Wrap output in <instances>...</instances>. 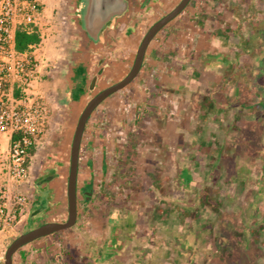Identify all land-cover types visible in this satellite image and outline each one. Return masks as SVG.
Masks as SVG:
<instances>
[{
	"label": "crops",
	"instance_id": "1",
	"mask_svg": "<svg viewBox=\"0 0 264 264\" xmlns=\"http://www.w3.org/2000/svg\"><path fill=\"white\" fill-rule=\"evenodd\" d=\"M47 2L48 0H46V6ZM191 2L192 0L190 3ZM194 6L195 8H199L197 11L200 12V17L205 23V26L201 29L202 33H200L201 36L199 37L198 46H201L204 49L206 48L205 46L208 45L212 51V53L209 54L210 58H212L210 60L213 61H210L209 63L206 58L205 70L203 72L194 71L192 75L201 76L203 73L213 72L212 77L215 79V85L220 84V87H214L213 85L207 86V82H205V86L201 87H198L199 85L188 86L186 80L190 79L188 76L191 74H186L184 70L177 68H171L166 71L161 69L157 79H155V85L151 91H145L142 87L137 89L136 92L139 94V102L130 103L127 100L123 101L122 97L119 95L121 93H118L114 99L119 102L113 107V110L109 108L101 109V105H98L88 118L82 135L77 178L80 177V170L82 169V152L84 149L87 154L86 158L88 164H90L87 167L89 172L92 171L93 175H102L106 172V169H103L106 164V155L110 157L108 151L111 149L116 151L122 141H125L130 133L136 129L134 127L141 126V123H144V120L142 119V110L147 111L151 107L146 104L148 103L147 100H145L144 106L140 105V102H142L141 100L145 99V94L148 93L146 96H150L149 99L154 100V106H152V108L159 111V108L156 106L163 107V105H160V100L164 98L165 94H168L170 89H174L175 82H178L176 81L177 79L186 76L188 79H185L181 86L176 89L180 90L178 92L190 95L189 97L195 102L197 105L198 121L194 124L195 128L192 129L193 133L191 131L192 135L194 134L193 137L188 139V141L184 140V143L182 144L188 147H195L198 145L199 147L205 148V151H207V146H214L213 150L208 153L209 155H207V152H204L206 157L208 156L212 158V161L208 166L207 161H204V168H208L207 172L210 174L213 173L212 170L217 173L214 188L220 191L214 195L213 204L211 203L215 210L214 215H209L212 214L210 211L211 209L207 208V206H211L210 203H208L210 200L208 199L207 201V198H209L207 190L211 189V183L205 182V185H200L201 190L198 193V204L196 205L199 209L197 211L199 214L198 217H191L190 214L186 213L187 209L188 212L192 211L190 202H182L183 206H185L183 217H188L185 232L191 230L189 232L192 233L194 236L193 238L198 240V242H194L197 251L195 253L188 252V248L190 247L185 241H183L182 245L185 246V250L188 254L205 253L210 254V256L212 254V247L215 248L217 246L220 252L216 256L213 254V259L209 258V264H225L227 263V258H229L233 252L239 254H251L252 260L248 261L251 264H264V117H261L263 126L260 129H253L251 131L249 129V124L252 122L251 119L254 118L251 116L253 115V112L259 111L258 108L253 110L250 105L244 106V104L240 103H234L232 106H227L225 100H223L221 104L213 96L214 92L222 90V96L224 98L235 95L234 87H226L227 84L222 83L224 77H226L225 74L227 76L231 75L232 79H236L234 76L235 72L219 70L217 66L220 62L223 63L225 59V61H229L233 64L234 62L236 63L240 56L244 55H246V58L249 57L250 60L256 58V55L254 54L256 51L255 47L252 48L253 50L250 49V40L245 41L247 45H244L241 40V42L236 44V47L233 49H227L229 46L227 39H229L231 35H229V28L226 24L220 23L221 20L219 19H221L224 13H231L232 27L230 25V29L235 30L238 29L240 23L238 22V19L241 14L244 12H246L247 15L259 14L260 17H255V19L253 17L252 19H246V22H249V20L251 22L256 20L252 23V27L254 26L255 29H258L261 24H264V0H197V2L194 1L193 8ZM138 7L137 3L133 2L131 12L128 14L126 13L118 23L117 27L110 32L108 36L109 46L114 43L113 40H120L126 43V34L129 33V30H127L126 27L133 29L135 25L137 26L136 23H132V20H130L132 14L137 15V21L141 22L143 20L142 23L145 25V20L149 18L145 17V15H150L151 11L154 9L164 7V2L163 0H152V3L148 4L144 9L141 10ZM212 13H214V16H212L214 22L210 24V21L206 18ZM202 21H199V23H203ZM140 26L141 25H139V27ZM252 27L250 31H256L254 28V30H252ZM62 42L63 43L58 44L60 46H64L65 44L66 47L65 39H63ZM103 48L105 49V46L101 49ZM203 52L207 53L208 51L205 49ZM43 53L45 54V52ZM46 55L48 60L51 62L54 61L55 67L49 73L50 75L48 77H46V74L44 75L45 80L40 84L39 91L44 96V99L51 110V115L46 134L41 140V146L45 150L41 152L42 155H40L41 153L39 154L40 151L38 150V147L35 149V153L30 161V168L32 167V172H30L31 174L35 172L37 175L41 168H43L42 171H44L45 174L47 173V170L55 173L53 178L49 177L46 180L47 182L43 184L48 187H44L43 191L49 190L50 195L57 186L60 187L65 175L64 170L67 164V148L69 146L70 131L73 126L72 122L86 95L84 97L82 95L76 100L71 99L70 96H72V89L68 88L69 84L64 83L66 76L63 74L64 69L67 66L65 65L67 57L61 56L58 51H56V54L53 52L52 55L51 53H47ZM55 59L57 60L56 62ZM252 63L254 62L252 61L251 64ZM207 65H209V67ZM77 67L81 69V72ZM251 71H254L253 68L245 71L242 70L240 74H247V72ZM137 75L135 78H137ZM72 76L75 79V82H78L77 78L80 76H82L84 81L87 78L83 65L79 61L78 64L74 66ZM135 78L133 80H136ZM74 81L73 85L75 84ZM84 93L90 94L87 90H84ZM167 98H170L169 94L167 95ZM173 98L174 97H172L173 101H171V108L174 103ZM88 99L89 98L85 99V102ZM236 102L238 101L236 100ZM138 103L140 104L138 105ZM158 114L159 112H156L154 115L155 120L150 119V121L147 120V122L151 125V133L160 138L158 128L156 127V120L159 118ZM125 116L127 117L126 120ZM163 120L165 122L163 127L168 134L162 135L160 142L163 139L162 145L166 144L167 149H169L170 142L173 145V148L170 145L173 152L177 147H174V145H176L177 136L180 137V132L178 133V131H180L178 123L171 117H167ZM209 122L214 123H212L213 125L209 124L212 125V127L207 124ZM222 123L223 127L221 126ZM249 133H253V145L258 143L257 151H259V155L256 153V148L249 144ZM109 134H111V140L108 137ZM85 139L86 142L84 144L83 141ZM222 144H224V147H222ZM248 144L250 146H247ZM124 146L126 147V145ZM225 155H227L230 160L231 172L229 169H223L224 165H222L220 161V157L222 158V156ZM140 156L144 158H152L155 156L159 157V154L156 155L149 149L141 152ZM256 156L258 157L257 159H261V164L258 169H255L253 165ZM38 163L39 165H37ZM188 167L189 166L187 165L182 166L179 170V173L183 175L182 178L184 180L187 179L189 175ZM146 170L147 171L144 173L150 177L149 184L145 183V185L141 184L140 188L137 187V190L145 191L141 200L144 202L146 198L147 200L150 198L151 201L149 205L151 206V210L153 207V210H150L151 217H160V213L163 214L164 210H166L168 214L171 213L169 208H163V206H167L164 201L169 202V200L172 201V199H170V195L169 197L168 195L161 196L158 193L159 183L154 179L155 176H153V170L155 171V168L149 167ZM227 171L230 173V181H225L226 177H228L226 174ZM255 171L258 173L260 172V178L257 180L254 177V174L256 173ZM204 172L206 171H203V173ZM164 173L165 171L159 173L160 177ZM157 174L156 177L160 178ZM223 175H225L224 179ZM217 181L220 186L224 184V182H227L225 184L230 185L228 188L232 189L234 193H228L225 190L222 191L221 188H218ZM90 182V179L87 180L84 186L91 191V197L88 201L89 203L92 202L89 207L92 212V217H87V222L91 224L89 225L90 228H88V226L85 232L78 233L77 237L79 239V244H77L76 241L69 239V244H62V246L56 247L55 244H52L54 238L53 235L50 237H42L20 247L13 254V264H144L141 256L144 249L136 245L133 246L131 240H133L132 235H134V232L139 230L140 223L142 224V221L139 223V221L136 220V217H141L142 211L140 207L141 205H148V203H143L136 194H133L132 201H128L130 194L127 193L125 194L124 200L128 201L125 202V206H131L132 213L130 215L128 214L129 211L127 212L126 209L123 213L118 212V209L117 212H113L110 209V212L107 215L98 217L96 214L97 207L95 206L97 199L99 198H96V195L98 193L97 191L103 190L106 184L100 182L99 184L91 185ZM49 183L53 185L51 189L49 188ZM161 186L164 185L161 184ZM82 189H84V187H82ZM47 192L48 191H46V193ZM50 198L51 201L49 200V205V202L43 203V199H41L40 196L31 194L29 197L30 203L28 207L25 208L26 212L23 216H19L11 236L14 232L21 233V231H26L24 229L29 226L30 223L40 221V218H44L45 221H57L55 218L44 217V213L46 214L50 208L53 209L56 203H62V201H53L52 195ZM40 201L42 203L39 204ZM193 202L195 203V201ZM230 202H232L233 205ZM169 205H171V208L174 206V204L171 203ZM259 205L262 206L259 207ZM238 206L241 207V210L237 208ZM160 207L162 208L160 209ZM137 209H139V211ZM235 214L238 217H232V215ZM114 217L123 218L121 221H124L125 225H122L121 222ZM78 218L79 217H77L76 225L79 224ZM146 227L148 226L146 225ZM213 229L214 234L211 233L213 232ZM147 231L149 232L148 235H152L153 232H157V228L155 229V227L150 224V228L147 230L145 229V232ZM83 234H86V236ZM39 240L43 242V244L41 243L42 245H36L37 242H40ZM228 255L230 256L227 257ZM153 259L152 256V260ZM193 260L194 259H189L187 264H194ZM248 262L246 264H249ZM207 263L205 262V264Z\"/></svg>",
	"mask_w": 264,
	"mask_h": 264
},
{
	"label": "rangeland",
	"instance_id": "2",
	"mask_svg": "<svg viewBox=\"0 0 264 264\" xmlns=\"http://www.w3.org/2000/svg\"><path fill=\"white\" fill-rule=\"evenodd\" d=\"M59 1L64 2L65 0H48L47 2V25L46 28H44V36H41L39 31H37V27H35L36 32L34 34L38 36L39 40L34 43L38 44L40 42L38 50L41 52H45V57L47 56V53H51L52 55V53L55 52L56 54V51H58L61 56L66 57L69 49L68 38L70 37L71 32L63 23V15L61 14V10L57 6ZM77 1L79 4L80 2H82V0ZM194 1L197 2V0H192L191 3L189 2L188 6L182 10L178 17L164 26L150 42L143 59L142 68L139 71L140 73H138L137 78H135L136 80L131 81L124 88L118 90L120 92H115L117 94L114 93L103 100V102L99 104L101 105V109L109 108L113 110V107H115L119 102L118 100L114 99V97H116L118 93H121L119 95L122 97L123 101L127 100L130 103L139 102V94L136 92L137 89L142 87L145 91H151V89L155 85V79H157L161 69L166 71L170 70L171 68H177L184 70L186 74H191L190 76H188V78L190 79L186 80V84L188 86L199 85L198 87H201L205 86V82H207V86L213 85L214 87H220V84L215 85V79L214 77H212L213 72L203 73V77L202 75H192L194 71L203 72L205 70L204 68L206 67V58L207 62L209 63L210 61H213L210 60L212 58H210L209 56V54L212 53L211 48L208 45H206V48L204 49L203 47L198 46L199 37L201 36L200 33H202L201 29L205 26V23L203 22L204 20L202 21V18L200 17V12L197 11L199 10V8H195V6L193 8ZM163 2L164 7L151 11L149 18L145 20V25L141 26V32H144L154 19L161 16L166 10L171 9L178 2V0H163ZM212 16H214V13L210 14V16L206 18L210 21V24L214 22V18ZM231 17V13H224L221 19H219L221 20L220 23H225L229 28L228 32L229 35H231L229 39H227V43L229 45L227 49H233L234 47H236V44L241 42V40L244 45H247L245 41L250 40V49L255 47L256 51L254 54L256 55V58L250 60L249 57L246 58V55H244L240 56L236 63L234 62L233 64L229 61H225V59L223 63L220 62L217 66L219 70H229L231 72H235L234 76L236 79H232L231 75L227 76L225 74L226 77H224V80L222 81V83L227 84L226 87H234L235 95H233L232 97L228 96L224 98L222 96V90L214 92L213 96L221 104L222 101L225 100V104H227V106H232L234 103H240L244 104V106L250 105L253 110L255 108H258V112H253V115L251 117L254 118L251 119L252 122L249 124V129L251 131L253 129L257 130L263 126L261 117H264V24H261L258 29H255L254 26L252 27V23H254L256 20L253 22H251L250 20L249 22L246 21L248 19H252V17L254 19L255 17H260V15H247L246 12H244L239 16L238 22L240 23L238 25V29L233 30L230 29L232 27ZM199 21H202L203 23H199ZM251 27L252 30L255 29L256 31H250ZM63 39H65L66 47L65 44L64 46H60L58 44L63 43ZM113 41L114 43L111 46L105 47V49L103 48L100 50V52L102 53L101 56H104V58L110 60V62H112V66L110 65V67L106 69L107 73L104 74L100 79L96 91L101 90L103 87H106L110 83L117 81L124 76V74L128 70L127 66H130V63L134 57V52L137 49L136 42L133 44H126L119 40ZM205 49L208 51L207 53L203 52V50ZM45 50L47 51V53ZM56 61L57 60L55 59V62ZM252 61L254 63L251 64ZM52 63H54V61ZM207 66L209 67V65ZM77 68L81 72V69L79 67ZM250 68H253L254 71L247 72V74H240L242 70L245 71ZM188 78L184 76L176 80L178 82H175L174 89H170V91L168 92L170 98H167L168 94H165L164 98L160 100V105H163V107L161 108L155 105L159 108V111H156V109L152 108V106H154V100L149 99L150 96H146L148 95V93L145 94V96L142 95L145 99L141 100V104L138 103V105L140 104L141 106H144L145 100H147L148 103L146 104L151 106L147 111L142 110V119L144 120V123H141V126L134 127L136 129H134V131L130 133L125 141H122L121 145L118 146L116 151H113L112 149L108 151L110 157L106 155V164L103 167V169H106V172H104L102 175H93L92 171L89 172V169L87 167L90 164H88L86 158L87 154L85 153L86 151L84 149V151L82 152V169L80 170V177L77 178L79 224H75V227L72 226L71 228L60 230L47 235L46 237H50L52 235L54 236L52 244H55L56 247L62 246V244L66 245L69 244V239L76 241L77 244H79V239L77 237L78 233L85 232L87 230V227L91 224L87 222V217H92V212L89 209L92 202L89 203L88 201L91 197V194L89 195L88 199H85V197L83 196L84 189H82L87 180H91V185L99 184L100 182L106 184L103 190L97 191L99 193H97L98 196L96 195V198H99L97 199V203L95 206L97 207L96 214L98 215V217L107 215L110 212V209L113 212H117L118 209V212L121 213H123L126 209L127 212L129 211L128 214L130 215L132 213L131 206H125V202H128L130 200L132 201L133 194H136L137 197L141 200L145 191H139L137 190V187L140 188L141 184H149L150 177L144 172L147 171V168L153 167L155 168V171L153 170L154 174H152L153 176H155L154 179L159 183L158 193L161 196L168 195L169 197L170 195V199H172V201L169 200V202L164 201L166 202L165 205L167 206H163L164 209L169 208L171 210V213L168 214V212L164 210L163 214L160 213V217H151V206L149 205L151 201L150 198H148L149 200H147L146 198L144 202L141 200L143 203L147 202L148 205H141L140 207L142 211L141 217H136V220H138L139 223L140 221H142V224L140 223L139 230H136L134 232V235H132L133 240H131V243L133 246L136 245L144 249L143 254H141L144 264H187L189 259H194V264H205V262H208L207 264H209V258L213 259V254L214 256L219 254L220 250L217 248V246L215 248L212 247L211 256L210 254L205 253L188 254L189 251L192 253H195L197 251V247H195L194 242H198V240H195L193 238L194 236L191 232H189L191 230L185 232L186 225L188 223V217H183V210L185 206H183L182 202H190L192 211L188 212L187 209L186 213L190 214L191 217H198L199 214L197 211L199 209L196 207V205L198 204V193L201 190L200 185H205V182L211 183V189L207 190V195L209 197L207 198V201L208 199L210 200V202L208 203H210L211 206H207V208L211 209L210 211L212 214L209 215H214L215 210L212 206L213 197L217 192L220 191L214 188L215 177H217V173L212 170L213 173L210 174L207 172L208 168H204L205 160L207 161V166L212 161V158L208 156L206 157L204 155V152H207V155H209L208 153L213 150L214 146H207V151H205V148L199 147L198 145L195 147H188L182 144L184 143V140L188 141V139L193 137L194 134L192 135V129L195 128L194 124L198 121L197 105L195 104V102L189 97L190 95L178 92L180 90L176 89L181 86L182 82L185 81V79ZM78 84L79 83L76 82V84L74 85L78 86ZM71 95L72 96H70V98L73 100L79 99L82 95L83 97L85 95L86 96L84 100L82 99L83 101L81 102V106L78 109V113L74 117L72 122L73 126L70 131L69 146L67 148V164L64 170L65 175L60 187L57 186V188L54 189L50 193V195L49 190H46L48 191L47 193L46 191H43V188L47 187L46 185H37V192L39 194L44 193L43 195L38 194V196L43 199V203L49 202L48 204L50 205L51 195L53 196V201H62L61 204L59 202L56 203L53 209L50 208V210L52 209L51 212L49 210L48 212H46V214L44 213V217L55 218L57 221H64L67 218L66 183L69 163V150L74 127L76 125L77 118L86 103L85 99L90 98L93 93L86 94L84 93V91H82V89H78L77 87H75L73 88ZM172 97H174V103L173 107L171 108V101H173ZM236 100L238 102H236ZM156 112H159V118L156 120V127L158 128L160 138H158V136L156 137V135L154 136L151 133V125L147 122V120L150 121V119L155 120L154 115L156 114ZM167 117L175 119L180 130L178 131V133L180 132V137L177 136L176 145H174V147H177L173 152L170 148V145L172 146V148L173 145L170 142V150L167 149L166 144L162 145L163 139L161 141L162 143L160 142L161 136L168 134V132L163 127V125L165 124L163 119ZM126 119L127 117L125 116V120ZM212 123L213 122H209L207 124L209 125ZM212 125L209 126L212 127ZM221 126L223 127V123ZM252 134L253 133H249V144L251 146L254 142V137L252 138ZM42 137L38 144V150L40 151L39 154L45 150L41 146ZM108 137L111 140V134H109ZM83 142L85 144L86 139ZM249 144L247 146H250ZM124 145H126V147ZM253 146L257 151L258 143ZM222 147H224V144H222ZM149 149L152 150V153L156 155L159 154V157L155 156L152 158H144L140 156L141 152L147 151ZM256 153L257 155H259V151H257ZM40 155H42V153ZM257 158L258 157L256 156L253 164L255 169H258L261 164V159ZM220 161L222 165H224L223 169H229V171L231 172V165L229 163L230 160L228 159V156L225 155L222 156V158L220 157ZM37 165H39V163ZM186 165L189 166V175L188 178L184 180L182 178L183 175L179 173V170L182 166ZM162 171H165V173L160 177L159 173H162ZM203 171L206 172L203 173ZM156 174L159 175L160 178H157ZM226 174L228 175V177H226L225 181H230V173L227 171ZM32 175H35V172ZM254 177L256 180L259 179L260 172H256L254 174ZM224 178L225 175H223V179ZM225 183L227 182H224V184L220 186L219 182L217 181L218 188H221L222 191L225 190L228 193L233 192L232 189L228 188L230 185ZM161 184L164 186H161ZM52 186L53 185L50 184L49 188L51 189ZM127 193H129L130 195L128 201H125L124 198L125 194ZM193 201H195V203ZM40 203L42 202L40 201L39 204ZM170 203L174 204L175 207L173 206V208H171V205H169ZM230 203L232 204V202ZM260 206L262 205H259V207ZM161 208L162 207H160V209ZM237 208L241 210L240 206H238ZM139 209L137 210L139 211ZM25 212L26 209H22L19 216H23ZM232 217L238 216L235 214L232 215ZM114 218H117V220H119L122 225H125V222L121 221L123 218ZM43 222H45L44 218H40V221L30 223V225L27 226L24 230H27L33 226H37ZM150 224H152L155 229L157 228L158 233L153 232L152 235H148L149 232H145V229L147 230L150 228ZM146 225L148 227H146ZM88 228H90V226ZM211 233L214 234V229ZM18 235V232H14L12 236L9 235L0 237V264L4 260L6 247ZM83 235L86 236V234ZM75 237L77 238V240ZM39 241L40 242H37L36 245L43 244L41 240ZM183 241L188 243L190 247L188 248V252L185 250V246L182 245ZM152 256L154 258L153 260ZM229 256L230 255H228L227 257ZM251 260V254H239L233 252L231 256L227 258V263L225 264H246Z\"/></svg>",
	"mask_w": 264,
	"mask_h": 264
},
{
	"label": "built area",
	"instance_id": "3",
	"mask_svg": "<svg viewBox=\"0 0 264 264\" xmlns=\"http://www.w3.org/2000/svg\"><path fill=\"white\" fill-rule=\"evenodd\" d=\"M46 0H0V237L13 233L28 207L30 148L46 134L51 110L40 93L44 75L55 66L39 43L16 45L18 33L46 28Z\"/></svg>",
	"mask_w": 264,
	"mask_h": 264
},
{
	"label": "water",
	"instance_id": "4",
	"mask_svg": "<svg viewBox=\"0 0 264 264\" xmlns=\"http://www.w3.org/2000/svg\"><path fill=\"white\" fill-rule=\"evenodd\" d=\"M190 0H180L171 10L155 21L146 31L138 48L136 49L132 65L128 72L113 84L103 87L100 91L94 93L85 103L81 110L76 125L74 127L73 136L70 143L69 163L66 183V198H67V218L64 221H45L37 226L31 227L16 236L6 247L4 260L1 264H13V254L23 245L30 243L36 239L45 237L49 234L60 230L71 228L76 224L78 217V162L79 151L82 140V135L88 118L95 108L110 95L128 85L138 74L143 63V59L147 47L156 35L166 24L176 18L182 10L189 4ZM82 4L86 5L88 18V34L101 36L104 23L113 21L115 17L122 15L123 9L127 5V0H82ZM83 8V7H82ZM100 29V30H99ZM100 32V33H99ZM96 81V77L92 82ZM92 89V86L89 87ZM91 191L83 190L85 199L89 198Z\"/></svg>",
	"mask_w": 264,
	"mask_h": 264
},
{
	"label": "flooded vegetation",
	"instance_id": "5",
	"mask_svg": "<svg viewBox=\"0 0 264 264\" xmlns=\"http://www.w3.org/2000/svg\"><path fill=\"white\" fill-rule=\"evenodd\" d=\"M179 1L180 0H178V2ZM133 2H136L137 5L139 6L138 8L142 10L146 6H148V4H151L152 0H127V5L123 9L122 15L115 17L113 21H106L104 23L103 27H101L102 31H100V32L102 34L100 37H98V35H96V33L89 35L87 32L88 28H89L88 27L89 23H88V18H87L88 15H87L86 5H85V7L83 4H82V6H80V4L78 3L77 0H65L64 2L63 1L58 2L57 6L61 10V14L63 15L62 16L63 17L62 18L63 23L66 25V27L71 32V35L68 38L69 49L67 52V56H66L67 61L65 64L67 66L64 69V73H63L66 76L65 82H64V80H63V82L66 84H69L68 88L73 90V88L77 87L78 89H82V91L87 90V92L93 93V94L98 92L96 90H97V87L99 85L100 79L103 77L104 74L107 73L106 69L108 67H110V65L112 66V62L108 61L106 58H104V56H101L102 53L100 52V50L104 46L109 47V43H108L109 37L108 36H109L110 32L117 27L118 23L121 21V19L125 16L126 13L128 14L129 12H131V6H132ZM171 9L166 10L161 16L166 14ZM136 16L137 15L132 14L130 20H132V23H136L138 27L136 25L134 26L133 29L132 28L129 29L128 27H126V29L129 30V33L126 34L127 35L126 36L127 37L126 43L133 44L136 42V45L138 48V46H139L143 36L145 35L147 29L155 21H157L161 16L154 19L152 21V23L145 29L144 32H141V26L143 25V23H142L143 20L141 22L137 21L138 17H136ZM145 17L148 18L149 15L148 14H147V16L145 15ZM139 25H141L140 28H139ZM155 36L156 35H154L153 38ZM153 38H152V40H153ZM104 44H106V45H104ZM135 52H136V50H135ZM135 52H134V56H135ZM133 59H134V57H133ZM78 61L83 65L84 72L87 75V78L85 81L83 80L82 76L77 78V81L79 84H78V86H76V85H73V81L75 79L72 76V71L74 70V66H76L78 64ZM132 62H133V60L131 61L130 66H127L128 70L130 69ZM53 68H52V70H53ZM128 70H127V72H128ZM49 75L50 74L47 73L46 77H48ZM94 77H96V81L92 82ZM44 80H43V82H44ZM114 82H112L110 84H113ZM74 83L76 84L75 81H74ZM90 86H92L91 90L89 89ZM34 153L31 155L30 161H31V158L34 155ZM31 170H32V167L29 168V178H28V185H27L28 191L32 195H35V194L38 195L39 193L37 192V185L38 184H40V185L45 184L47 182L46 180L49 177L53 178V176H55V173L47 170L48 174L46 173L47 174L46 175L44 173V171H42L43 168H41V170L38 172L37 175L36 174L32 175ZM77 187H78V184H77Z\"/></svg>",
	"mask_w": 264,
	"mask_h": 264
},
{
	"label": "trees",
	"instance_id": "6",
	"mask_svg": "<svg viewBox=\"0 0 264 264\" xmlns=\"http://www.w3.org/2000/svg\"><path fill=\"white\" fill-rule=\"evenodd\" d=\"M38 40L39 38L36 34L26 35L24 33H18L16 37V45L19 49H23L28 42H37ZM29 152L30 155H32L35 152V147H31ZM84 190H86L85 186Z\"/></svg>",
	"mask_w": 264,
	"mask_h": 264
}]
</instances>
